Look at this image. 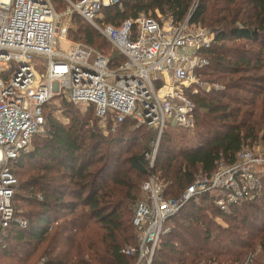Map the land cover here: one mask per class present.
Instances as JSON below:
<instances>
[{
	"label": "trees",
	"instance_id": "1",
	"mask_svg": "<svg viewBox=\"0 0 264 264\" xmlns=\"http://www.w3.org/2000/svg\"><path fill=\"white\" fill-rule=\"evenodd\" d=\"M54 5L62 12L60 8L68 3L55 0ZM141 15L159 21L161 15L175 24L190 17L191 24L215 33L212 46L201 50L210 62L199 71L210 89L201 88L196 94L187 90L196 103L194 127L169 124L158 138L157 128L139 126L131 118L113 129L109 117L106 123L110 134L105 136L94 126L101 118L93 105L89 107L94 109L95 118L90 112L80 115L74 103L55 96L66 105L63 112L69 122L46 114L47 130L36 135L41 140L11 163L15 174L16 166L43 161L33 167V175L15 186V214L27 224L14 221L0 243L7 252L6 245L12 240L14 248L9 255L15 262L26 264L27 248L23 244L45 243L43 264H135L136 258L124 253V248L139 245L132 209L150 176L163 182L166 198L176 199L196 176L211 175L221 160L233 164L242 150H254L264 142V0H124L122 6L104 8L99 22L120 26ZM74 18L76 24L82 20L87 27L78 24L76 30L70 28L68 37L74 31V40L86 45L99 46L98 39L111 44L83 17ZM113 49L109 55L120 63L123 56ZM124 142L138 148L125 149ZM155 143L158 151L151 167L148 156ZM117 163L128 168L113 170ZM262 180L264 192V176ZM248 202L229 204L226 213L215 205L213 193L192 198L166 223L171 230L162 236L159 248L169 250L170 255L165 258L162 250L163 259L158 260V248L152 264L210 263L220 254H210L205 247L217 240L244 247L232 251L223 264H239L258 247L264 250V207L251 201L256 209L252 215L246 214L243 204ZM207 207L232 223V229H224L225 237L210 234L213 221L206 217ZM248 225L251 233L247 237L254 238L251 242L238 234ZM165 237L168 240L164 241Z\"/></svg>",
	"mask_w": 264,
	"mask_h": 264
},
{
	"label": "built area",
	"instance_id": "2",
	"mask_svg": "<svg viewBox=\"0 0 264 264\" xmlns=\"http://www.w3.org/2000/svg\"><path fill=\"white\" fill-rule=\"evenodd\" d=\"M54 1L0 0V243L14 221L27 224L15 214L18 179L11 163L43 130L52 98L93 105L102 120L112 117L113 129L131 118L139 126L157 128L160 138L169 124L194 127L196 103L187 90L196 94L210 89L199 71L210 62L201 50L212 46L215 33L190 24V17L180 24L168 19L162 25L153 16L141 15L114 26L99 22L102 11L122 6L124 0H65V12H59ZM74 14L97 29L123 61L116 63L84 43L60 50L58 40H69ZM155 154L148 156L151 167ZM263 176L264 153L250 149L242 150L235 163L221 160L211 175L196 176L176 199L166 198L163 182L150 176L133 220L139 245L126 246L124 253L135 257V264H152L162 236L171 230L167 221L188 201L206 193H218L215 203L222 208L253 200Z\"/></svg>",
	"mask_w": 264,
	"mask_h": 264
},
{
	"label": "rangeland",
	"instance_id": "3",
	"mask_svg": "<svg viewBox=\"0 0 264 264\" xmlns=\"http://www.w3.org/2000/svg\"><path fill=\"white\" fill-rule=\"evenodd\" d=\"M67 5L65 7V5H63L62 8H60V11L62 12H65L67 10ZM74 16H77V14H74L73 17H72V20L70 21V24H69V29L71 28V30H76L77 29V25L78 24H83L84 26L87 27L86 24L82 23L81 21L78 20V24H76L74 22L75 18ZM161 19H160V22L162 23V25H166L167 24V20L166 18L162 17L161 15L159 16ZM190 20V19H189ZM68 21V20H67ZM85 22V21H84ZM191 24V23H190ZM193 25H196V24H193ZM192 25V26H193ZM198 26V25H196ZM193 28V27H191ZM69 40H63V39H60L58 40V45H59V49L62 50V51H69L71 45L73 42H76V43H82L78 40H74V31H72L70 34H69V37H68ZM98 42H99V46H92L98 50H102L104 51L105 53H107V55L111 54L113 52V47L111 46V44H109L107 41L105 40H101V39H98ZM250 47H252L253 45H249ZM208 85V84H207ZM221 87H223L222 85H220ZM220 87V88H221ZM74 106H76L75 108L78 109L80 115L81 114H87V113H93L92 117L94 116L95 118V114H94V109L93 108H90L88 106H85V105H82V104H74ZM66 107V105L61 101V99L59 98H52V100L46 105V114H49V113H52L54 116L57 117V119L63 123H67L69 122V119L68 117L64 114L63 110L64 108ZM92 126V125H91ZM95 128L97 127L98 129L101 128L102 131H103V134L105 136H108L110 133V130L108 129V126H107V123L106 121L100 119L99 121H96L95 124H94ZM47 128H46V125L44 126L43 130L38 133L39 136L44 134L46 132ZM112 131L114 132L115 130L112 129ZM37 134V135H38ZM35 137V141H34V138L32 140V143L30 145V147L27 149L26 152H30V150H32V148L34 147L35 145V142L36 141H40V137H37V136H34ZM37 137V138H36ZM86 142H87V139H86ZM122 146L126 149V148H134L136 147V144L134 143H128V142H124L122 143ZM256 148H254V152H257V153H264V142H259V144L257 146H255ZM138 147H136L135 149H137ZM114 150H120V147H115ZM151 150H152V154L155 153L156 151V154H155V160H156V156H157V151H158V146H157V150H156V143L155 145L153 144L152 147H151ZM150 154V155H152ZM43 161H41L40 159L36 160L35 162H25V164L22 166V167H19V166H16L15 167V174H16V177L18 179V184L22 183L24 181L25 178H27L29 175H33L35 172H34V168ZM34 167V168H33ZM125 168H128V165H123L122 167V164L119 165L118 163L114 165V169L113 170H119V169H125ZM132 172V171H130ZM142 184V183H141ZM261 188H263V182H262V186ZM262 190L260 189V191L258 192L257 196L253 199V200H247L249 201L248 203L250 204H243V210L246 214H250L252 215V213L255 211L256 207L254 208L253 204L251 203V201H254L253 203H255V205H259L260 207H264V196L263 198L261 199L259 196L260 194H262ZM264 193V192H263ZM218 193H214V195L217 196ZM264 195V194H263ZM139 196L142 197V190L140 189L139 190ZM138 196V197H139ZM215 196V197H216ZM260 199H259V198ZM258 199V200H257ZM257 200V201H256ZM263 200V201H262ZM245 202V201H243ZM208 207H209V204L205 203ZM218 208H220L221 210L225 211L226 213H229V208H222L220 205L218 204H215ZM206 208V212H207V219H212V223L210 224L209 228H210V234L211 235H214V236H217V237H225V233L226 230L224 229H232V223H230V221L227 220V218L223 217V216H219L217 214H214L213 213V210L211 208ZM137 208V204H134L133 206V209H132V212H133V215L135 214V210ZM26 210H29L28 208H25ZM249 218H253V216H249ZM173 225V223H172ZM208 227V225H207ZM205 230V229H204ZM251 229L249 228V225L246 227V229L244 228H241V230H239L238 234L243 236L244 237V240L247 239V238H250V242L251 241H254V238H251V237H247L249 232ZM55 231V230H54ZM52 231V233L54 232ZM206 231V230H205ZM169 237H165L164 238V241L165 240H168ZM203 235L202 237L200 238V241L201 243H203ZM163 244V243H162ZM161 244V245H162ZM45 243L40 245V244H37L35 243L34 246L31 245V246H26L25 244H23V247L27 248V251H26V264H43L45 262V259L42 257V251L45 247ZM178 245V244H177ZM223 245H226L225 249H222V246ZM8 247V251L6 252L4 248H2L0 246V264H5L6 261H9L7 264H21V262L18 260L15 262V260L12 259V257L9 255L10 252L13 250L14 246H12V240L9 241L6 245ZM159 248V246H158ZM213 248H215V251ZM22 249V248H21ZM162 249V246H160L158 252H157V255H156V258L158 260H162L163 258L161 257V254L160 252H164V257L166 258L168 255H170L169 250H163ZM205 250L208 251L210 250V254L212 253H215V255L217 254H220L218 255L219 257H216L217 260L215 261H211L210 263H206V264H221V261H222V264H223V261L225 260H229V257H230V253L234 250H244V247L243 246H237L236 247V244L234 245H230L228 243V241H226L225 239V243H222L220 240H217V241H214L211 243V245H207L205 247ZM30 252V254H28ZM245 252V251H243ZM222 253V254H221ZM6 254V255H4ZM21 255V253H19ZM10 258H9V257ZM221 260V261H220ZM207 260H205L204 262H206ZM229 264V263H227ZM239 264H264V250L261 248V247H258L254 252H250L249 254H247L245 256V258L243 259V261H241V263L239 262Z\"/></svg>",
	"mask_w": 264,
	"mask_h": 264
}]
</instances>
